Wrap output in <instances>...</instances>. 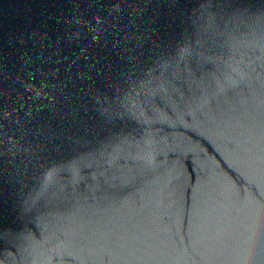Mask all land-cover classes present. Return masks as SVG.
Instances as JSON below:
<instances>
[{
    "label": "water",
    "instance_id": "obj_1",
    "mask_svg": "<svg viewBox=\"0 0 264 264\" xmlns=\"http://www.w3.org/2000/svg\"><path fill=\"white\" fill-rule=\"evenodd\" d=\"M0 264H264V0H0Z\"/></svg>",
    "mask_w": 264,
    "mask_h": 264
}]
</instances>
